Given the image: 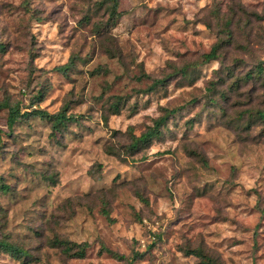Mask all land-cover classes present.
<instances>
[{"label": "rangeland", "instance_id": "rangeland-1", "mask_svg": "<svg viewBox=\"0 0 264 264\" xmlns=\"http://www.w3.org/2000/svg\"><path fill=\"white\" fill-rule=\"evenodd\" d=\"M114 2L0 0V239L29 264H264V0Z\"/></svg>", "mask_w": 264, "mask_h": 264}, {"label": "trees", "instance_id": "trees-1", "mask_svg": "<svg viewBox=\"0 0 264 264\" xmlns=\"http://www.w3.org/2000/svg\"><path fill=\"white\" fill-rule=\"evenodd\" d=\"M118 5H119L118 0H115L114 7L112 10V15L115 17L119 16V13L117 11ZM217 49L218 47L215 46L213 47L210 53L206 54L207 61L217 57V52H216ZM67 68H68V64H65L64 66H60V69H67ZM39 113L51 119V121L53 122V128L55 130H63V128H65L68 125V122L71 120V118L67 116L65 111L59 112L58 114L55 115H50L46 113L44 110H40ZM169 114L170 113L168 112L167 114H164L163 116L156 119L155 124L149 126V128L146 131L142 132L139 136L134 134L133 135L134 144H132L133 147L138 148L142 144L149 145L154 139H156L162 132L161 127L167 123ZM16 118L17 117L15 111L14 110L11 111V116L9 119L10 126L14 124ZM3 188H8V187L3 185ZM58 243H61V241H59ZM64 243L65 242H63V244ZM86 245L87 244L85 243L78 244V243L68 242L66 251L71 256H84L86 253ZM0 248L4 249V251L6 252L16 255L19 260L20 259L22 260L21 264H29V261L26 258H24L28 256V252L25 249L21 248L19 245L15 244L14 242H11L6 239H0ZM76 248L77 250L72 252ZM191 253H195L198 257L203 259L202 262L204 264H214L212 258L209 255L203 253L200 249L192 250Z\"/></svg>", "mask_w": 264, "mask_h": 264}, {"label": "built area", "instance_id": "built-area-1", "mask_svg": "<svg viewBox=\"0 0 264 264\" xmlns=\"http://www.w3.org/2000/svg\"><path fill=\"white\" fill-rule=\"evenodd\" d=\"M143 241V243H144V240H142Z\"/></svg>", "mask_w": 264, "mask_h": 264}]
</instances>
